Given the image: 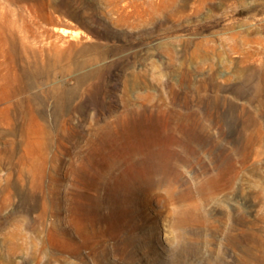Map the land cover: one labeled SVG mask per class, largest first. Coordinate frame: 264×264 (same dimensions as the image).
Returning a JSON list of instances; mask_svg holds the SVG:
<instances>
[{
    "label": "rangeland",
    "instance_id": "rangeland-1",
    "mask_svg": "<svg viewBox=\"0 0 264 264\" xmlns=\"http://www.w3.org/2000/svg\"><path fill=\"white\" fill-rule=\"evenodd\" d=\"M0 264H264V0H0Z\"/></svg>",
    "mask_w": 264,
    "mask_h": 264
}]
</instances>
